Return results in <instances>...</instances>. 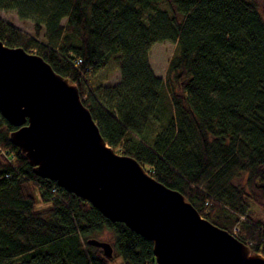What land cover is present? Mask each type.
I'll return each mask as SVG.
<instances>
[{
    "label": "trees",
    "instance_id": "trees-1",
    "mask_svg": "<svg viewBox=\"0 0 264 264\" xmlns=\"http://www.w3.org/2000/svg\"><path fill=\"white\" fill-rule=\"evenodd\" d=\"M0 8L33 23L31 34L0 18V40L75 84L110 147L264 256L255 210L264 211V19L253 0H0ZM163 40L176 45L160 77L148 51ZM105 69L118 80L96 81ZM15 128L0 113V264H110L87 243L104 229L122 264H156L151 241L36 175L9 140Z\"/></svg>",
    "mask_w": 264,
    "mask_h": 264
},
{
    "label": "water",
    "instance_id": "water-1",
    "mask_svg": "<svg viewBox=\"0 0 264 264\" xmlns=\"http://www.w3.org/2000/svg\"><path fill=\"white\" fill-rule=\"evenodd\" d=\"M0 113L33 172L151 241L156 264H264V256L202 217L177 190L110 147L75 84L40 55L0 40ZM87 243L110 258L112 245Z\"/></svg>",
    "mask_w": 264,
    "mask_h": 264
},
{
    "label": "rangeland",
    "instance_id": "rangeland-1",
    "mask_svg": "<svg viewBox=\"0 0 264 264\" xmlns=\"http://www.w3.org/2000/svg\"><path fill=\"white\" fill-rule=\"evenodd\" d=\"M257 10L264 19V0H253ZM0 18L11 23L12 25L28 32L33 33V23L28 19H21L15 9H2L0 8ZM175 42L170 40H163L152 44L148 51V63L151 70L155 75L164 77L166 74L167 63L173 52L175 51ZM108 69H105L98 74L96 81H99L101 84H113L118 80V71H115L112 75L108 73ZM109 76V77H108ZM108 77V78H107ZM116 153H120L118 148H115ZM121 154V153H120ZM240 182L242 183L245 175L240 176ZM37 196V195H36ZM38 197V196H37ZM43 204L38 202L37 206H42ZM255 210L258 211L257 216L260 218L264 217V211L255 207ZM91 238V237H90ZM92 238L106 241L113 244V235L109 230L104 229L102 232L93 235ZM113 248V247H112ZM100 249V248H99ZM101 250V249H100ZM110 264H122L120 257H118L114 252L111 256Z\"/></svg>",
    "mask_w": 264,
    "mask_h": 264
},
{
    "label": "crops",
    "instance_id": "crops-1",
    "mask_svg": "<svg viewBox=\"0 0 264 264\" xmlns=\"http://www.w3.org/2000/svg\"><path fill=\"white\" fill-rule=\"evenodd\" d=\"M157 76H159V75H157ZM161 77V76H160Z\"/></svg>",
    "mask_w": 264,
    "mask_h": 264
}]
</instances>
